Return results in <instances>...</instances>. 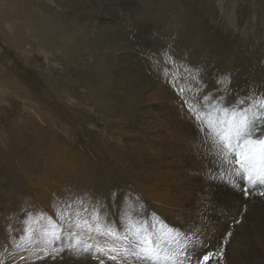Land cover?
Returning a JSON list of instances; mask_svg holds the SVG:
<instances>
[{
	"label": "rangeland",
	"instance_id": "374dc122",
	"mask_svg": "<svg viewBox=\"0 0 264 264\" xmlns=\"http://www.w3.org/2000/svg\"><path fill=\"white\" fill-rule=\"evenodd\" d=\"M8 5L20 17L0 19V264H148L109 235L132 239L134 221L179 233L183 264L206 253L204 264H264L258 210L228 203L249 186L223 185V157L197 118L264 99V0ZM28 13L54 46L38 48L25 30L11 45L9 25L26 28ZM69 213L94 226L74 227ZM49 224L63 229L54 245ZM112 246L116 260L97 253Z\"/></svg>",
	"mask_w": 264,
	"mask_h": 264
},
{
	"label": "snow or ice",
	"instance_id": "6c2138e0",
	"mask_svg": "<svg viewBox=\"0 0 264 264\" xmlns=\"http://www.w3.org/2000/svg\"><path fill=\"white\" fill-rule=\"evenodd\" d=\"M239 103L244 104L245 101ZM253 108L256 109L255 112L252 111ZM190 111L195 112V107L190 106ZM197 118L205 125L204 131L209 134L217 146L223 160L226 163H235L239 166L233 168V173L247 182L249 187L244 189L245 195L249 194V188L264 186V138L257 135L258 131L264 132V99L253 103L246 110L233 108L229 111L226 108L216 109L213 106L212 112L204 113L203 117L198 113ZM257 161L259 167H257ZM259 194L264 196V189ZM71 207L72 205H67V208ZM68 220L77 228L82 225L89 228L94 226L87 219H74L71 213L68 215ZM42 231L46 236H51L53 245L57 240L62 239L63 229H60L58 224H49ZM128 231L132 233V239H129L128 235L121 236L119 232H109V235H112L116 240L128 241L119 250L124 257L147 261L148 264H183L180 254L187 249L188 245L178 238L179 233L170 235L160 232L158 234L153 231L152 225L140 221H134ZM174 232V229H169V233ZM70 234L75 235V233ZM229 235L231 234L229 233ZM184 239L187 240V237ZM45 242L48 241L45 240ZM83 251L90 252L91 245L86 246ZM97 253L116 260L117 255L114 253H118V250L115 246L109 247L107 250L97 247ZM45 254L48 255V253ZM212 255V253H206L203 260L198 261L197 264H204Z\"/></svg>",
	"mask_w": 264,
	"mask_h": 264
},
{
	"label": "bare ground",
	"instance_id": "6f19581e",
	"mask_svg": "<svg viewBox=\"0 0 264 264\" xmlns=\"http://www.w3.org/2000/svg\"><path fill=\"white\" fill-rule=\"evenodd\" d=\"M13 1H17V0H13ZM10 2V0H4V3H6L7 5H4L5 7H4V12L3 13H1V15H0V19H2L3 21H5V22H9V23H11V20L12 19H15L16 17L17 18H19L20 17V14H19V9H17V8H15V6H10V5H8V3ZM37 2V1H36ZM17 3V2H16ZM74 4V3H73ZM12 5V4H11ZM164 5V6H163ZM76 6V5H75ZM94 6V5H93ZM17 7L19 8V5L17 4ZM41 9H46V7L44 6V5H40L39 6ZM72 7V6H71ZM84 7H86L85 5H84ZM89 7V6H88ZM161 7H162V9H161V11H163L165 8H166V2L165 1H162V4H161ZM73 8V7H72ZM95 9V8H94ZM86 10V9H85ZM159 13H160V11H157V17L158 18H160V16H159ZM69 16V15H68ZM35 17L36 16H34L33 14H27V15H25L23 18L26 20V22L28 23L27 25H26V28H24V27H22L21 29H18V28H16V25H9L10 26V29H11V34H12V36H11V34H10V37H9V39H11V37L13 38L11 41V45H13V44H17V43H19L20 42V40L18 39V35H17V31L18 30H25V31H27V32H29L30 34H28V38H30V39H32V42L34 43V44H36L37 45V47L38 48H40V49H45L46 48V46L48 47V46H54V44H55V42H53L52 40H50V41H46V39H45V37H43L42 35H40V34H38V33H35V31H32L31 29H33V27H34V25H33V23H35ZM42 24H43V26L46 28V29H50L49 28V23H48V19H46V18H43V20H42ZM78 24V23H77ZM28 26H29V28H28ZM107 27H109V24L108 25H106V26H103V27H99V28H97V29H99V31H97L96 33H97V39L99 40V41H103L104 40V38H105V36H104V32H106V29H107ZM91 29L90 30H94L93 29V26H91L90 27ZM89 29H88V31H90ZM48 33V32H47ZM109 33V32H108ZM90 34V33H89ZM92 34V33H91ZM60 35V34H59ZM57 36V35H56ZM90 36V35H89ZM109 36V35H108ZM14 46V45H13ZM15 47V46H14ZM129 66H130V64H129ZM132 66V65H131ZM130 68V67H129ZM43 70H44V68H43ZM127 72H129L128 70H127ZM129 77H131V76H134V75H128ZM135 77V76H134ZM253 111V110H252ZM253 112H255V111H253ZM27 120H28V123L30 124V122H32L31 121V118L28 116L27 117ZM257 135H259V136H261L262 138H264V132H257ZM215 152H217L218 153V156H221V154L219 153V151L217 150V149H215L214 150ZM220 154V155H219ZM212 158H217V156H213ZM205 160V159H204ZM216 162H217V159H214ZM210 163V162H209ZM221 168H222V171L223 172H225V173H227L228 174V178H226V179H224V181L225 182H223V185L224 186H229V187H231V185L232 186H237L238 185V183L240 182V180H241V177H239V176H237V175H235L234 173H233V168H235L236 166H238L237 164H235V163H233V164H230L229 165V163H226L225 161H222L221 163ZM222 164L224 165V166H222ZM199 165H201V164H199ZM220 166V165H219ZM204 167H205V165H204ZM239 167V166H238ZM200 168V167H199ZM215 168V167H214ZM221 170V169H220ZM205 172V171H204ZM214 173H215V171H213ZM208 173H210V172H208ZM241 188V187H240ZM257 188H260V186H257L256 188H251V191L252 192H254V193H251V192H249V195H248V197L247 198H243V197H241V201L239 200L238 201V205H237V203L234 201V199L233 198H231V200L228 202L229 203V206H231V207H233V206H241L242 208H245V209H247V208H254V209H256V210H258V212H256V219H259L260 221H262V222H264V196H261L259 193H260V191H259V189H257ZM263 188V187H262ZM250 191V190H249ZM227 198V197H226ZM217 208L215 207L214 208V212H215V210H216ZM248 210V209H247ZM258 213V214H257ZM228 220H229V222H230V224L231 223H233L234 222V220H232L231 219V217H229L228 218ZM232 225V224H231ZM109 237V236H108ZM117 241V240H116ZM108 244V243H107ZM105 245H106V243H105ZM111 245V244H110Z\"/></svg>",
	"mask_w": 264,
	"mask_h": 264
},
{
	"label": "crops",
	"instance_id": "0c3cea01",
	"mask_svg": "<svg viewBox=\"0 0 264 264\" xmlns=\"http://www.w3.org/2000/svg\"><path fill=\"white\" fill-rule=\"evenodd\" d=\"M52 172V171H51Z\"/></svg>",
	"mask_w": 264,
	"mask_h": 264
}]
</instances>
